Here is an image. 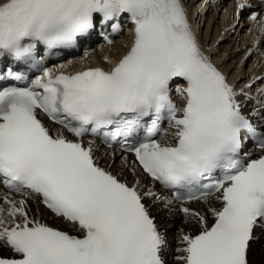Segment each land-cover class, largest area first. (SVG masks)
Masks as SVG:
<instances>
[{
  "label": "snow or ice",
  "instance_id": "6c2138e0",
  "mask_svg": "<svg viewBox=\"0 0 264 264\" xmlns=\"http://www.w3.org/2000/svg\"><path fill=\"white\" fill-rule=\"evenodd\" d=\"M126 27L121 55L88 62L89 41ZM81 48L78 69L50 63ZM251 84L212 62L184 0H0V264H169L154 208L196 225L171 264H256L264 100L245 112ZM85 136L120 150L131 180Z\"/></svg>",
  "mask_w": 264,
  "mask_h": 264
},
{
  "label": "bare ground",
  "instance_id": "6f19581e",
  "mask_svg": "<svg viewBox=\"0 0 264 264\" xmlns=\"http://www.w3.org/2000/svg\"><path fill=\"white\" fill-rule=\"evenodd\" d=\"M184 3L190 20L195 22L199 32L202 30V38L200 39L202 49L226 75L229 82L237 88L244 87L251 81V87L245 88V91L252 93L256 88L253 81L264 73V61L258 54L259 46L264 41V31L258 27L259 22L243 20L240 25H236L233 17L234 0H225L223 4L219 5H215L209 0H184ZM125 42H130L128 30L111 45L98 44L89 50L88 62L92 65L107 67L104 57L117 58L126 50ZM82 56H84V53L57 64H68L65 70L72 71L83 66L80 63V57ZM70 60L72 61L71 64H69ZM240 99L244 102V97H240ZM252 107L256 106L246 105L245 112H248ZM89 140L93 139H84L85 143ZM96 148V156L99 158L101 166L111 164V169L114 172L123 168L127 178L131 180L132 174L126 169L128 166L124 164V161L121 159V164H117V152L110 149H100L97 143ZM132 163L133 160L128 155V165ZM140 175L143 176L142 173ZM192 206L202 207L199 202H195ZM162 211L163 213H161ZM153 214L157 217V221L164 226L168 239V250L165 252V258L172 261V258L176 255V240L180 230L185 232L195 231L196 225L189 224L182 214L169 217L168 212L157 208L153 209ZM48 220L60 227H66L61 220L51 214L48 215ZM180 220L183 222H180ZM174 222L179 223L177 225L179 228L170 229ZM261 243H264V241L256 242L253 246L252 259L256 264H259L261 260Z\"/></svg>",
  "mask_w": 264,
  "mask_h": 264
},
{
  "label": "rangeland",
  "instance_id": "374dc122",
  "mask_svg": "<svg viewBox=\"0 0 264 264\" xmlns=\"http://www.w3.org/2000/svg\"><path fill=\"white\" fill-rule=\"evenodd\" d=\"M201 23V22H200ZM116 161H117V164H121V156H118L117 158H116ZM116 163V162H115ZM127 170H129V168H126ZM130 172V171H129ZM161 213H163V211L161 212ZM180 222H183L182 220H180ZM179 223L177 222V224H176V222H174L173 224H172V226H171V228L170 229H176V227H177V225H178ZM177 228H179V227H177Z\"/></svg>",
  "mask_w": 264,
  "mask_h": 264
}]
</instances>
